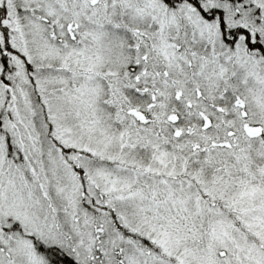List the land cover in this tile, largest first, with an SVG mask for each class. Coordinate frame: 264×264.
Returning <instances> with one entry per match:
<instances>
[{
	"label": "snow or ice",
	"instance_id": "1",
	"mask_svg": "<svg viewBox=\"0 0 264 264\" xmlns=\"http://www.w3.org/2000/svg\"><path fill=\"white\" fill-rule=\"evenodd\" d=\"M0 264H264V0H0Z\"/></svg>",
	"mask_w": 264,
	"mask_h": 264
}]
</instances>
